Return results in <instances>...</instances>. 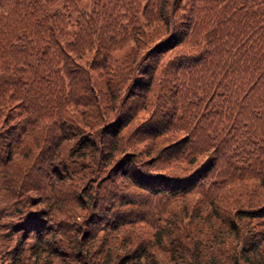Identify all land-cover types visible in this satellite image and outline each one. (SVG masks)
<instances>
[{
	"label": "trees",
	"instance_id": "1",
	"mask_svg": "<svg viewBox=\"0 0 264 264\" xmlns=\"http://www.w3.org/2000/svg\"><path fill=\"white\" fill-rule=\"evenodd\" d=\"M183 1L115 0L129 26L90 10L101 0H0V264H264V207L222 220L215 197L204 216L171 206L217 161L252 173L251 147L264 157V0ZM187 37L196 56L179 51ZM185 85L206 92L186 131L166 113L176 100L148 111ZM218 90L225 112L206 111ZM222 123L202 170L166 171L178 148L189 165L208 156L202 131ZM151 198V235L118 239L119 207Z\"/></svg>",
	"mask_w": 264,
	"mask_h": 264
},
{
	"label": "rangeland",
	"instance_id": "2",
	"mask_svg": "<svg viewBox=\"0 0 264 264\" xmlns=\"http://www.w3.org/2000/svg\"><path fill=\"white\" fill-rule=\"evenodd\" d=\"M90 2V0H82L81 5L86 6L87 3ZM103 3V7L99 8L95 6L94 8L90 10H94L97 12H108L113 15H117L118 17L122 18V23H128L129 26L132 25L129 14L125 9L119 8L118 5L115 4V0H101ZM186 2L185 0L183 3ZM137 12V10H136ZM182 9H177L176 14H182ZM185 15V14H184ZM229 23V22H228ZM153 23L152 25H154ZM230 24V23H229ZM234 30L238 31L240 29V24H234L233 26L230 25ZM128 45L130 46L132 44V41L127 40L126 41ZM234 42V39L231 38L229 41L226 42V47ZM196 46L191 45V37H187L185 43L179 48V51H184L185 53L196 56ZM203 46L201 45L198 49V52L202 50ZM172 58L174 55L171 56ZM167 58L165 57L162 61V63H166ZM162 66H158L157 70V76L161 77L162 74H160ZM167 72L169 75L173 74V70L171 67L167 69ZM184 81L189 82L186 79H182ZM170 84H172L171 81H169ZM168 88V87H167ZM170 88V87H169ZM189 85L184 86V90L181 94L178 95H171L168 93L161 97V100L156 102V97L153 98L152 103L150 104L148 111H153L154 114L160 113L158 107L169 101L168 99H174L178 102L177 104V111L175 116L171 114V109L166 111L168 113V119L170 123L173 126L179 125V128H183L185 131L191 126L188 124H185L184 121L187 119H190V113L198 112L201 113V111L204 109L203 107L200 108V110H194V103L197 102L198 97L204 96L206 92H195L194 94H191V91L188 90ZM170 91H172L170 89ZM211 94V92L208 94L209 97H212L211 103L210 100L206 101L204 106L207 108L206 111L210 110H217L219 109V113H224V107L226 106V103L223 102V94L220 90L215 94ZM95 94V93H93ZM152 94H155L153 91ZM215 94V95H214ZM216 105L219 107L217 108ZM222 107V108H220ZM167 107H164L161 112L164 113V110ZM204 110V111H205ZM217 114V115H218ZM216 115V116H217ZM20 118V117H18ZM1 120V119H0ZM220 127L224 128L220 130L218 135L215 137H211V131L209 129H204L202 131V135L205 137L206 140L209 141V152L208 156L207 154L199 157V160L194 163H190V165L186 162L181 161L179 157V148L176 149L174 152L173 157L165 153L163 157V163L167 165H174L175 169H172L171 166L166 171L173 172L172 175L182 176V175H188L191 172L195 170H202L203 166H205L203 163L205 162V158H209V155L212 153L210 152L212 149L211 141H220L227 135V128L224 123H222V126ZM12 133H16V131H13ZM58 133V130L56 127L51 126L50 134L54 136ZM191 135V139H192ZM203 138V137H201ZM46 142V141H45ZM23 146H29L32 149L36 150L38 149L37 145H34L31 138L25 137L23 142ZM199 153V152H198ZM198 153L196 155H198ZM215 155V159L217 160V154L213 153ZM207 156V157H206ZM172 158H175L174 160H171ZM204 161V162H203ZM246 163H251L254 167L252 173H245L243 170H237L233 167H226L225 164L222 161H217L216 167L214 169H211V171L208 173V176L210 181L206 182L203 186H200L199 188H196V190H193L189 194H187L184 199L171 204L172 209H180L182 208V211L185 212V214H189L192 211H197L199 214L204 216L207 214V212L210 209V206L213 204V201L217 203V206L219 207L221 212V218L223 220V217L227 219V216L229 218L232 217V214L239 210H256L258 208L264 207V189L262 186H260V179L264 177V157L263 154L255 149L254 147H251V152L246 156ZM183 168H186L183 170ZM37 172L34 174L36 175ZM127 191H129L128 188H124ZM123 190V189H122ZM215 197V199H214ZM6 198V197H5ZM214 199V200H213ZM213 200V201H212ZM160 201L162 202L163 199L158 198H151L149 200L142 201L144 206L142 207V203L132 202L129 205H126L124 207H119L118 212H116L117 217L119 219H125L126 222H124V225H127V229L125 232L124 228H121L118 232V239H124L129 236V239L132 243V246H134L140 237L144 234L145 236H150L152 231L149 230L152 226V220H153V210H151V207L154 206L155 202ZM168 203H171V201L167 200ZM169 212H167L168 214ZM165 216V215H164ZM210 222L215 225L219 226L220 221L218 219H215L214 217H209ZM6 220V219H5ZM207 227H205L206 229ZM259 230L260 227H257ZM208 231L210 232L211 229L208 228ZM143 235V236H144Z\"/></svg>",
	"mask_w": 264,
	"mask_h": 264
}]
</instances>
